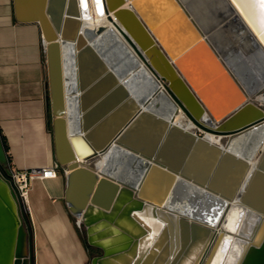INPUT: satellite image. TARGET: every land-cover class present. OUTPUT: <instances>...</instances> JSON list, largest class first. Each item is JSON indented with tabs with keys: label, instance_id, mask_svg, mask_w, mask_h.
Returning a JSON list of instances; mask_svg holds the SVG:
<instances>
[{
	"label": "water",
	"instance_id": "95a60500",
	"mask_svg": "<svg viewBox=\"0 0 264 264\" xmlns=\"http://www.w3.org/2000/svg\"><path fill=\"white\" fill-rule=\"evenodd\" d=\"M103 2L108 19L162 81L193 128L226 138V142L221 147L204 135L198 137L136 98L127 81L120 79L92 44L91 34L80 31L75 0H12L14 19L37 23L40 28L53 117L54 158L65 171V206L82 224L87 245L99 251L90 264H182L195 244L200 250L187 264H209L217 252L223 262L234 245L239 247L234 264H264V199L255 198L256 194L264 196V152L251 166L246 158L228 149L236 137L264 123V106L256 101L258 90L244 77L253 72L252 77L259 75L264 80V33L259 9L251 0ZM241 26L248 38L240 40V33L239 38L236 34ZM102 30L96 29L97 34ZM216 34L232 45L228 52L219 45ZM66 42L76 50L75 87L80 113L75 130L68 128L65 117L66 78L60 47ZM141 121L161 135L151 156L137 152L132 142L130 146L119 143ZM171 140L179 147L174 145L173 149H182L176 150L177 155L185 153L182 166L175 160L177 156L170 161L158 155ZM111 143L140 155L143 168L134 184L86 164ZM232 164L235 168L224 186L221 178ZM9 175L0 135V264H32L29 221ZM183 194L191 204L177 210L170 207ZM204 199L212 205L201 204ZM200 205L210 216L206 223L192 218L191 213ZM229 209L242 218L254 215L249 234H240L239 223L236 232L225 228L223 215ZM147 216L160 226L157 232L145 222ZM220 221L221 228L215 229ZM118 240L123 243L115 249Z\"/></svg>",
	"mask_w": 264,
	"mask_h": 264
},
{
	"label": "crops",
	"instance_id": "0c3cea01",
	"mask_svg": "<svg viewBox=\"0 0 264 264\" xmlns=\"http://www.w3.org/2000/svg\"><path fill=\"white\" fill-rule=\"evenodd\" d=\"M52 119L40 28L17 22L12 0H0V135L8 165L57 170L54 178L32 180L23 201L32 264H90L92 247L64 203L65 171L55 162Z\"/></svg>",
	"mask_w": 264,
	"mask_h": 264
},
{
	"label": "bare ground",
	"instance_id": "6f19581e",
	"mask_svg": "<svg viewBox=\"0 0 264 264\" xmlns=\"http://www.w3.org/2000/svg\"><path fill=\"white\" fill-rule=\"evenodd\" d=\"M79 19V29L87 30L89 34H91L92 44L96 46V42L104 33H108L111 38L109 40L108 46H105L104 50L112 48L116 54L118 60L122 63V67L117 72L120 74V77L125 74L124 78H120L121 80H126L127 83L130 80H133L135 86L138 88L132 91L133 95L136 96L139 100L144 101V105L148 108H151L154 102L158 104H162L161 111L156 112L160 116H162L166 120L172 121L174 124L185 128L187 130L192 129L193 126L188 120L183 116V113L179 111L177 106L173 103L169 95L167 94L164 86L160 83V80L156 78L155 75L148 69V67L144 64V62L139 58V56L134 52V50L130 47L118 27L115 25L113 21L108 19V16L105 15L102 8V3L100 0H75ZM90 2L92 4V8H90ZM82 7V8H81ZM67 8V7H66ZM65 8V9H66ZM235 17V16H234ZM64 18V17H63ZM66 18V16H65ZM231 20H234L231 19ZM102 27V32L97 34L96 29ZM237 34L240 40L246 39L248 36L246 35L245 29L241 26L237 28ZM219 45L225 50L229 51L230 43H228L222 35H215ZM236 42V41H235ZM245 44H249V41L245 40ZM104 44V43H103ZM236 44V43H235ZM100 51H103L100 50ZM61 54V68L63 77L66 78L64 80V102H65V117L68 120V128L70 130H75L78 126V115H79V100H78V92L76 90L77 86V61H76V50L74 49V45L70 42H66L65 45L60 47ZM104 55L105 53L102 52ZM106 57V55H105ZM67 61V74H65L64 61ZM110 65L115 69L117 66V62H113L108 59ZM237 65H241L237 63ZM241 68H243L241 66ZM241 68H239L241 70ZM242 69L241 72H243ZM254 75L253 72H249L248 75H244L248 82H254L255 89L258 90L256 95V101L258 103L264 104V93H260L262 88H264V80L258 75L252 77ZM162 82V81H161ZM204 138L212 143H218L219 137L210 133H203ZM246 146V147H245ZM224 147V146H223ZM264 148V123L257 125L256 127L250 129L247 134H242L236 137L229 145L228 149L235 152L236 154L246 158L251 166L254 163V156L257 151ZM114 150H119L123 152L128 158L129 167L127 170L121 169L118 173L112 175L111 166L107 167L109 160L114 152ZM101 158L95 163L94 169L98 172L108 174L115 178H118L126 183L134 184L135 180L140 177L142 172V163L138 156L128 152L126 149H122L119 146H116L114 143L108 145L106 150L100 154ZM189 194L191 196V192L189 190ZM237 202V201H236ZM235 202V203H236ZM234 203V204H235ZM172 208L175 210L178 209V205H172ZM250 216L239 217L235 211H231L230 209L224 213L223 219H225V228L230 231L236 232V223L238 224V230L240 234H249L251 229V224L253 223V214ZM210 217V216H208ZM195 220V219H194ZM204 221V220H203ZM208 218L205 219L206 223ZM145 222L151 227L153 232H157L160 226L149 216L145 218ZM123 225L130 229V226L126 223ZM216 226V227H215ZM215 229H220L222 226V222L220 221L217 225H215ZM121 240H118V244L115 249H118V246H121ZM123 243V242H122ZM200 250V245H192L189 250L188 258L182 264L189 263V260L194 257V255ZM239 254V247L234 245L232 249L228 252L225 260L222 261V254L217 252L215 256L211 259L209 264H234L237 255Z\"/></svg>",
	"mask_w": 264,
	"mask_h": 264
},
{
	"label": "rangeland",
	"instance_id": "374dc122",
	"mask_svg": "<svg viewBox=\"0 0 264 264\" xmlns=\"http://www.w3.org/2000/svg\"><path fill=\"white\" fill-rule=\"evenodd\" d=\"M62 12H63V7H62ZM110 38H111V36L108 33L102 34V36L96 42V46L95 47L98 48L99 50L103 49V51H101V52L105 53V55H106L105 58H106L107 61L109 59V60L112 61V63L113 62L114 63L115 62L118 63L116 68H115V70L117 72V70L120 71V69L122 67V63L118 60L117 54L115 52H113L114 50L112 48L104 50L105 48H107L105 46H108V44H109L108 42H109ZM235 43L237 44V42H234L233 44L236 45ZM109 65H110V63H109ZM67 66H69V65L67 64V61H66V58H65V61H64L65 74L68 77ZM124 77H125V74L122 75L120 78H124ZM160 83L163 86V83L161 81H160ZM128 85L130 86L131 91H133V90L135 91L136 90V92H137L138 88L135 86V83H134L133 80H130L128 82ZM260 93L262 94V93H264V91H261ZM261 105L264 106V104H261ZM104 106H105V104L103 103L102 104V108ZM161 108H162V104H158L157 102H154L150 109L153 110L154 112H158V111H161ZM189 131L192 132V133H195L198 137H202L203 136V133L195 132V130L193 128L189 129ZM160 137H161V135H160V133L157 132L155 127H153L151 124H149L147 122H142L141 121V122H138V123L134 124V126H132V128H130L124 134L123 138L119 141V143L128 144L129 142H132L131 147L135 148V150L137 152H139V153L141 152V154H150L149 156H151V155H153V153L156 150L155 148L158 145ZM225 142H226V138H221V139H219L218 143H214V144L223 147L225 145ZM168 143L169 144L166 147H164V145L161 147L158 155H160V156L165 155L166 157L169 158L170 161L173 158H175V156H177L175 160L177 162H179L181 166L184 165V163L186 162L185 153H183V154L181 153V154L177 155L176 154V150H182V149H173L174 145H175L176 148H179V147L176 146L177 142H174V141L171 140ZM119 147L122 148V149H125L122 146H119ZM126 150L128 152L140 157V155H138V154H136L134 152H131L128 149H126ZM262 152H264V148H262L261 150L256 152V154L254 156V163H255L254 165H256V163L259 161V159H260V157L262 155ZM100 158H101V155H99L97 157H94L92 159H89L86 164L89 165L90 167L94 168L95 167V163ZM129 161H130V159L123 152H121L119 150H114V152H113V154L111 156V159L109 160V162L107 164V167L111 166L112 171H113L111 174L114 175V174L118 173L121 169L127 170L128 167H129ZM250 165H252V164H250ZM181 166H179V167H181ZM234 168H235V165L232 164L230 167H228L226 169L225 175L223 176V178H221V182L223 183L224 186L227 185V183L229 182L228 179H229L230 175L232 174ZM188 195L190 196L189 191H188ZM182 196L183 197H179L178 200H176L174 203H172V205H178V206H180L182 208V207H186L188 204H191V202L188 201V199H185L187 197L185 194H183ZM262 197H264V196H262L261 194H256L255 195V198L257 200L264 199ZM184 200H185V203H182ZM204 200L201 201V204H203L204 206L207 203H209L208 205H212V203H211V201H209V199H204ZM197 207H198L197 210L194 211L193 213H191L192 218H194L195 220L201 221V222H205V219H207L209 214H206V213L204 214L202 212L203 207L201 205L197 206ZM187 217L189 218V215H187ZM74 221H76V219H74ZM78 227L81 229L82 235L84 237L85 234H84V228H83L82 224H80ZM96 253H98L97 250H95L93 248L90 249V255H94Z\"/></svg>",
	"mask_w": 264,
	"mask_h": 264
},
{
	"label": "built area",
	"instance_id": "2783aa9c",
	"mask_svg": "<svg viewBox=\"0 0 264 264\" xmlns=\"http://www.w3.org/2000/svg\"><path fill=\"white\" fill-rule=\"evenodd\" d=\"M100 1L102 3L103 12L105 13V15H107L105 12V5L103 0ZM90 8H92L91 2H90ZM194 130L195 132H199L196 129ZM56 174H57V170L54 167L23 168V169L10 168L9 179L10 182L14 185L18 199L20 200L23 206V201L25 200L27 190L29 189L32 180L54 178ZM77 226H79L78 223Z\"/></svg>",
	"mask_w": 264,
	"mask_h": 264
},
{
	"label": "snow or ice",
	"instance_id": "6c2138e0",
	"mask_svg": "<svg viewBox=\"0 0 264 264\" xmlns=\"http://www.w3.org/2000/svg\"><path fill=\"white\" fill-rule=\"evenodd\" d=\"M254 7L259 9V23L261 32L264 33V0H251Z\"/></svg>",
	"mask_w": 264,
	"mask_h": 264
},
{
	"label": "trees",
	"instance_id": "16d2710c",
	"mask_svg": "<svg viewBox=\"0 0 264 264\" xmlns=\"http://www.w3.org/2000/svg\"><path fill=\"white\" fill-rule=\"evenodd\" d=\"M2 141H3V145H4V148H5V150L7 151V149H6V145H5V142H4V140L2 139ZM7 159H8V157H7ZM25 211V210H24ZM73 218V217H72ZM74 219V218H73ZM84 244L86 245V246H88L87 244H86V242H85V240H84Z\"/></svg>",
	"mask_w": 264,
	"mask_h": 264
},
{
	"label": "flooded vegetation",
	"instance_id": "af4514ba",
	"mask_svg": "<svg viewBox=\"0 0 264 264\" xmlns=\"http://www.w3.org/2000/svg\"><path fill=\"white\" fill-rule=\"evenodd\" d=\"M31 243H32V238H31ZM25 248H26V249L28 248V242H27V240H26Z\"/></svg>",
	"mask_w": 264,
	"mask_h": 264
}]
</instances>
